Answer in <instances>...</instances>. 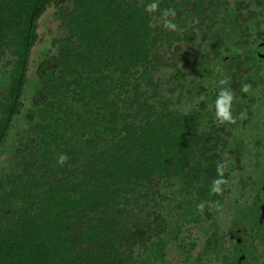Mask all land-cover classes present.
I'll use <instances>...</instances> for the list:
<instances>
[{
  "label": "trees",
  "instance_id": "1",
  "mask_svg": "<svg viewBox=\"0 0 264 264\" xmlns=\"http://www.w3.org/2000/svg\"><path fill=\"white\" fill-rule=\"evenodd\" d=\"M262 40L264 0H0V264H242L264 240Z\"/></svg>",
  "mask_w": 264,
  "mask_h": 264
},
{
  "label": "clouds",
  "instance_id": "2",
  "mask_svg": "<svg viewBox=\"0 0 264 264\" xmlns=\"http://www.w3.org/2000/svg\"><path fill=\"white\" fill-rule=\"evenodd\" d=\"M158 5L156 2H152L148 5H146V11H155L157 9ZM172 15H174V13H171ZM165 16L169 15V13H165ZM165 27L169 28V29H175V25L172 24L170 21L165 20ZM264 41V40H262ZM262 41H258L256 47L257 49L261 48L258 47V45L261 44ZM257 53H260L259 51H257ZM221 84L226 83V81L222 80L220 81ZM251 89V85L249 84H244L241 87V91L244 93H248ZM232 101H233V94L231 91L224 89L221 90L219 92V96L217 97V99L215 100V118H216V122L218 124H223L225 122H227L228 124H232L235 123V119L232 115V111H231V107H232ZM243 118V117H242ZM59 163H63V158H61V160L59 161ZM223 172H224V168L223 165H217V173L218 175L221 177V179H217L215 181L212 182L211 186H210V193L213 194H221L223 189L221 187L222 184L226 183V181L222 178L223 177ZM200 208H203V204L199 205Z\"/></svg>",
  "mask_w": 264,
  "mask_h": 264
},
{
  "label": "rangeland",
  "instance_id": "3",
  "mask_svg": "<svg viewBox=\"0 0 264 264\" xmlns=\"http://www.w3.org/2000/svg\"><path fill=\"white\" fill-rule=\"evenodd\" d=\"M56 29H57V23L55 21L51 20V14L50 13H46L44 15L43 19H41V21H40V25H39V29H38L39 33H41L43 36L49 38V37H53L54 35H56V33H57ZM37 49H39V46L37 47ZM32 71H33L32 73H34L35 69H33ZM31 76L32 75L30 74V78H31ZM256 133H257V130H256ZM262 138H264V137L262 136ZM251 143L254 144L255 146L259 147V143L257 141H254ZM260 147L264 149V141L262 142ZM253 161H254V158H252V162ZM246 168H248L249 171H253V172L255 170V167L253 169V166L251 167L250 165L247 166ZM232 202H234V200H232ZM230 210H231V206L229 205V211ZM233 230L235 231V233H237V236L240 239V235H241L240 234V226L238 224H236V225L234 224ZM245 230H247V229H245ZM247 234H248V232L246 231L245 238L247 237ZM228 238H230L229 235H226L223 237L224 240H228ZM240 248H241L240 250H242V253L244 254L243 259H242L243 255H241L239 257V258H241L240 262H242V264H255V263H257V258H258L257 251L260 250V248L258 246L256 247L253 245L252 239H250L249 241H246V243L242 244V246Z\"/></svg>",
  "mask_w": 264,
  "mask_h": 264
},
{
  "label": "flooded vegetation",
  "instance_id": "4",
  "mask_svg": "<svg viewBox=\"0 0 264 264\" xmlns=\"http://www.w3.org/2000/svg\"><path fill=\"white\" fill-rule=\"evenodd\" d=\"M263 192H264V187H263ZM241 236V235H240ZM238 236H236V240L239 241V238H237ZM260 250L257 251V255H258V258H257V263L255 264H264V240L262 242H258V245H257Z\"/></svg>",
  "mask_w": 264,
  "mask_h": 264
}]
</instances>
